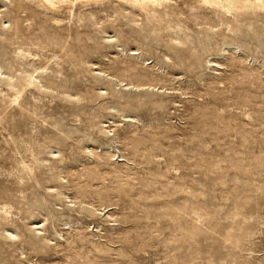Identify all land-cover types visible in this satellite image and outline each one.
Segmentation results:
<instances>
[{"label":"rangeland","instance_id":"obj_1","mask_svg":"<svg viewBox=\"0 0 264 264\" xmlns=\"http://www.w3.org/2000/svg\"><path fill=\"white\" fill-rule=\"evenodd\" d=\"M18 1L0 0V264H264V11L113 1L30 32Z\"/></svg>","mask_w":264,"mask_h":264},{"label":"bare ground","instance_id":"obj_2","mask_svg":"<svg viewBox=\"0 0 264 264\" xmlns=\"http://www.w3.org/2000/svg\"><path fill=\"white\" fill-rule=\"evenodd\" d=\"M105 1L107 2L106 4H104ZM113 1H120V2L128 3L132 7L138 8L140 11L142 10L145 13L150 14V16L151 14L155 15V14H161V13L167 15V13L164 12V10H158L157 8L160 5L161 1L163 0H30L31 7L25 6L24 4H22L21 1H18L17 6L18 8H23V9L29 8L28 9L29 14L28 16L25 14L24 18L26 20L30 19L31 21L26 23L24 25V28L31 32L34 30L38 22L45 23L50 20H52L50 25L52 24L56 26V28L58 29H64L65 24L62 22V16L64 15L65 11L69 8H72V6L76 7V5H80L82 7V6L91 5L92 3L93 4L99 3L100 6H109L111 3H113ZM186 2L191 3V4L193 3L198 4L197 10L199 12H202L203 13L202 18L208 20L209 22L211 21L210 20L211 17L209 16L208 12H212L214 15H216L218 17V21L219 20L230 21V20L238 19L242 15H245V16L251 15L253 13H256V11H259V10L264 11V0H188ZM40 13L41 14L43 13L41 17H37V18L30 17L31 15H38ZM19 22H21L20 18L17 17V19L15 20V25H16L14 29L15 34H17L18 30H20L18 29ZM18 37L22 38V36H18ZM208 38H210V35L208 36ZM28 39L31 41V44L36 45V44L41 43V41L38 40L37 37H31V38L29 37ZM247 75H252V72L248 73ZM26 82L27 84H31V80L29 78L26 79Z\"/></svg>","mask_w":264,"mask_h":264}]
</instances>
